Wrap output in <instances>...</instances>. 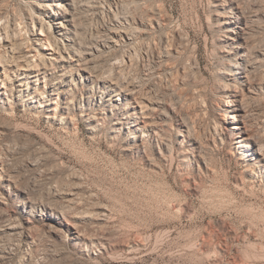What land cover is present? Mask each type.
Here are the masks:
<instances>
[{
  "label": "rangeland",
  "instance_id": "1",
  "mask_svg": "<svg viewBox=\"0 0 264 264\" xmlns=\"http://www.w3.org/2000/svg\"><path fill=\"white\" fill-rule=\"evenodd\" d=\"M73 1L85 36L96 33L109 9L141 17L161 8L163 25L136 48L128 44L138 64L119 77L136 75L143 93L151 82L158 99L184 113L205 158L183 161L188 145L178 146L183 129L177 118L140 147L129 139L131 128L110 133L121 108L97 131L89 130L98 100L80 103L67 125L46 118L61 114L51 107L0 106V162L8 179L0 182V264H264V179L250 177L253 163L238 154L234 136L225 131L222 104L231 90L245 94L231 66L239 42L227 37L231 29L222 23L241 12L247 47L264 51V0ZM30 5L0 0V9L20 23ZM166 36L171 57L161 74L151 70L145 51ZM111 59L97 66L115 74ZM251 71L255 90L244 101L247 124L264 138V59ZM85 88L79 84L74 95L80 99Z\"/></svg>",
  "mask_w": 264,
  "mask_h": 264
},
{
  "label": "bare ground",
  "instance_id": "2",
  "mask_svg": "<svg viewBox=\"0 0 264 264\" xmlns=\"http://www.w3.org/2000/svg\"><path fill=\"white\" fill-rule=\"evenodd\" d=\"M27 1H31V7L27 8L26 13L24 12L22 23L15 14L8 13L2 10L3 8L0 9V106L6 105L12 110L14 104L19 102L22 107H33L34 110H40V108L46 110L51 107L50 111H54L55 114L60 111L61 114L59 118L55 115L46 118L57 119L60 123L67 125L69 123L66 117L74 110L81 109L80 103L98 100L100 107L98 112L92 114L87 120L89 130L97 131L108 114L112 115L121 108L122 116L112 123L110 133L116 135L131 128L133 132L129 139L134 145L140 147H143L146 137L152 139L161 137L170 118H177L183 129L177 134L180 137L178 146L182 148L183 143L186 142L189 148L183 149L184 153L186 152L183 161L199 162L205 158L202 154V145L194 136V126L187 117H182L184 113L180 116L175 107L172 108L168 103L158 99L151 82L147 81L144 85L143 93L142 82L136 79V75L134 78L119 77L120 72L136 64L137 60H134L132 53H135L137 43L150 34V31H155L163 25L164 18L162 19L159 14L161 8L159 10L155 7L149 8L148 13L141 17L131 16L133 15L131 13L129 16L127 11H123L126 14L120 12L122 15H119L112 9H107L108 19L102 21L100 25L98 23L99 29H95L94 35L91 33L85 36L86 34L82 33L83 31L75 21L77 4L73 0ZM145 9L147 10L146 7ZM243 17L245 16L238 12L235 16L229 15L222 23L224 28L231 29L227 37L232 42L235 40L239 42L238 48L241 51L238 53L237 61L231 65L233 69L231 70L233 75L238 77L239 84L245 93L241 96L236 89L223 96L222 104L226 111L223 122L225 131L234 136V147L238 154L253 163L249 170L250 177L258 175V178L264 179V138L256 137L248 127L244 106L246 98L253 97L248 95L255 90V85L249 78V72L263 61L264 51H250L247 47V25ZM158 41L159 44H156L158 47L148 43L145 51L148 59H144L149 60L151 70L163 74L169 70L168 58L171 55V48H169L167 36ZM131 43H135V48L130 47L132 51L128 52V44ZM125 44L128 46L127 51H121L120 48H124ZM118 52L121 53L120 57L116 56ZM106 57H112L110 73L115 72L117 76L105 73L97 66V63ZM42 84L44 86L41 88ZM79 84L86 85L80 99L73 93V89H76ZM26 94L28 96H24ZM160 145L166 152L169 150L172 152L167 143L162 141ZM4 173L0 162V182L6 183L8 179ZM78 233L76 232L77 238Z\"/></svg>",
  "mask_w": 264,
  "mask_h": 264
}]
</instances>
